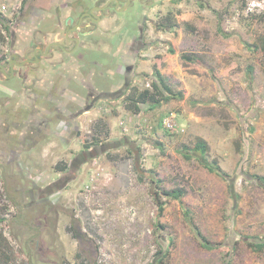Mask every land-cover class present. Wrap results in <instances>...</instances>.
Masks as SVG:
<instances>
[{"label": "rangeland", "instance_id": "rangeland-1", "mask_svg": "<svg viewBox=\"0 0 264 264\" xmlns=\"http://www.w3.org/2000/svg\"><path fill=\"white\" fill-rule=\"evenodd\" d=\"M78 1L0 0V33L16 28L22 41L45 11ZM206 1L159 0L151 10L170 14L171 27L146 25L152 46L135 58L118 31L94 33L87 62L62 69L58 111L26 116V141L19 127L8 145L16 160L6 168L8 195L0 177V234L8 247L0 264H264V248L253 246L264 243V190L250 179L264 177V0ZM141 13L134 3L116 15L131 22ZM107 38L116 44L107 47ZM124 61L133 67L125 88ZM155 69L182 99L141 105L134 114L126 97L131 88H149ZM32 98L17 101L25 107ZM200 140L233 180L236 210L228 183L179 153ZM51 183L61 188L44 204L35 188ZM175 188L184 190L180 200L161 196ZM30 190L34 207H27ZM20 206L27 207L21 220L35 229L13 222ZM186 210L217 249L200 246Z\"/></svg>", "mask_w": 264, "mask_h": 264}, {"label": "flooded vegetation", "instance_id": "flooded-vegetation-1", "mask_svg": "<svg viewBox=\"0 0 264 264\" xmlns=\"http://www.w3.org/2000/svg\"><path fill=\"white\" fill-rule=\"evenodd\" d=\"M158 1L93 0L90 6L85 1H78L76 4H59L52 12L45 11V15L40 20V27L35 28V31H32L31 35L23 38L22 41L15 37L16 28L10 31L7 27L4 32H1L3 43H0L2 48L0 51V144L2 143L0 145V177L5 194L8 195L10 189L6 168L13 165L16 160L14 149L9 150L8 153V147L16 137V128H21V138L25 142L26 130L28 131L31 124V120L26 122V116L36 120L37 117L44 118L47 113L58 111V96L62 94V69H70L76 66V63L80 64L79 67L82 66L86 61L83 52L90 49L91 46L87 38L94 33L107 36L118 31L121 42H124L125 46L133 52L131 58H135L139 52L147 50L150 45L152 46V41L146 40V25L154 27L160 25L161 28L167 22L165 20L171 18L170 14L160 17L158 8L151 10ZM193 2L199 6L208 3L206 0H193ZM134 3L141 7V15L131 22L125 21L121 17L120 20L116 14L124 12ZM166 29L167 27L163 28V30ZM107 40V47L116 44L112 39L111 42L110 39L107 38ZM122 64L123 88L131 87L128 78L133 71L132 64L127 61ZM32 93L35 94L33 98L30 97ZM24 97L29 101L32 98V101L27 102L25 107L22 106L24 105L23 101L18 102ZM3 100L7 101L3 102ZM44 120L47 122L45 118L41 124L45 122ZM90 154L92 155L94 152L92 151ZM63 184H61L62 187L67 183ZM61 186H54L51 183L43 189L38 187L35 189L42 194L40 201L44 203L48 197L53 195L54 187L61 188ZM33 191L27 192L31 195L27 207L37 205L32 200ZM8 199L11 203L16 204L13 197ZM27 207H19L18 215L13 218V222L23 224L32 230L35 228H31L26 221L21 220ZM37 231L39 233V230Z\"/></svg>", "mask_w": 264, "mask_h": 264}, {"label": "trees", "instance_id": "trees-1", "mask_svg": "<svg viewBox=\"0 0 264 264\" xmlns=\"http://www.w3.org/2000/svg\"><path fill=\"white\" fill-rule=\"evenodd\" d=\"M245 1V0H242ZM167 21V22H166ZM167 27H171V18H167L165 20ZM166 25H164L166 27ZM5 28H7L5 26ZM0 40H2V35L0 33ZM172 52V51H171ZM186 60L193 61L192 57L184 56L183 57ZM251 69V68H249ZM153 81L150 84V87L143 90H138L137 88L132 89V91L129 93V95L126 97V100L129 102L127 105L128 110L133 112L134 114L140 113L141 105H150L151 108H155L159 106L161 103H167L171 100H181L182 95L180 93L173 92L170 87L167 85L165 78L161 75V73L155 69L153 74ZM162 119L158 122V128H162ZM157 149L163 153V144L159 141L154 142ZM208 146L205 141H198L196 144L192 147H186L182 146V149L179 151L183 159L186 161H190L194 159L202 168L207 170L209 173H213L218 175L220 178L225 180L227 184L228 189V195L229 198L232 200L233 203V210L237 209L238 201H239V195L235 191L233 180L230 179V177L224 173L218 162L216 160L210 161L207 156V150ZM58 169L65 170L66 167L59 166ZM250 179L254 181L256 186L262 190H264V177L260 175H252L250 176ZM159 183L160 181L157 180ZM156 182L157 185H159ZM161 196H164L165 198H168L170 200H180L184 196V190L181 188H175V189H165L161 192ZM157 198V197H155ZM158 201V200H157ZM185 219L187 223L189 224V227L192 229V232L194 235L198 238L200 246L207 250H215L218 248V245L211 243L199 230V228L196 226V224L193 222V219L191 217V214L188 210L184 212ZM3 220L0 219V222ZM253 246L261 250L264 248V243L256 242L253 244ZM8 249L6 239L3 238V236L0 234V254H6L5 250ZM3 255V256H4ZM0 256V257H3ZM162 259H158L157 264H161Z\"/></svg>", "mask_w": 264, "mask_h": 264}, {"label": "built area", "instance_id": "built-area-1", "mask_svg": "<svg viewBox=\"0 0 264 264\" xmlns=\"http://www.w3.org/2000/svg\"><path fill=\"white\" fill-rule=\"evenodd\" d=\"M251 9H252L251 6H249V7L246 8V11H247V12H248V11H251ZM167 123H169V125H170L169 127L172 126V123L170 122V120H168Z\"/></svg>", "mask_w": 264, "mask_h": 264}]
</instances>
